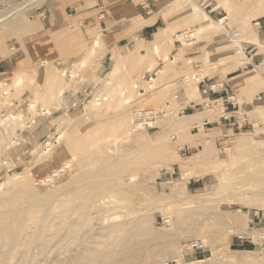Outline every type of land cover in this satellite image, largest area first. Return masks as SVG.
I'll return each instance as SVG.
<instances>
[{
  "label": "rangeland",
  "instance_id": "1",
  "mask_svg": "<svg viewBox=\"0 0 264 264\" xmlns=\"http://www.w3.org/2000/svg\"><path fill=\"white\" fill-rule=\"evenodd\" d=\"M214 4L227 13L224 31L215 26L224 19L221 16L201 22V15L208 14L209 6ZM262 5L263 0H0V124L6 128L0 140V196L7 195L11 183L20 181L18 176L29 177L31 184L16 202L0 205V215L17 207L23 209L22 202L28 205L23 210L29 212L33 198L39 195L40 200L44 194L55 196L58 192L62 193L60 197L64 194V200L53 197L56 206L68 203V211L81 207L85 202L82 195L93 185L91 179L87 182L88 175L109 165H125L136 187L122 188L121 193L115 192L117 197L114 192L108 193L112 203L103 224L115 227L117 233L110 235V241L101 244L83 264H195L198 260H204L202 264H264V220L257 216L264 213V182L250 183L255 171L249 168L255 157L254 162L260 161L257 164L264 169V111L240 105L249 118L248 128L240 131L214 127L210 123L224 116L222 101L203 109V94L198 90L204 78L221 82L226 73L244 63L239 60L244 51L229 43L226 34L238 32L243 49L248 41L256 42L264 23L255 27L253 21L264 20L258 18L264 15ZM253 9L256 13H251ZM148 17L151 19L146 20ZM157 18L162 28L159 31L169 34L166 36L172 42L177 41L176 58L166 54L167 41L160 46L159 54L153 55L150 39L138 37L139 29ZM201 27L198 36L183 39L186 44L175 38ZM137 42L142 53L133 51ZM200 42L209 47L199 50L200 57L180 59ZM118 54L123 60L115 65L113 58ZM165 54L170 56L166 61ZM193 65L199 67L193 69ZM114 67L115 72L108 76ZM157 72L156 78L153 74ZM16 75L20 77L18 85L13 84ZM260 80L254 70L235 82L236 100L241 104L253 94L252 89L264 88ZM60 88L64 105L56 100ZM122 89L127 90V107L118 97ZM44 92L53 94L48 104L51 117L40 115L46 107L41 97ZM30 104L36 105L33 108ZM192 105L194 108H188ZM135 110L154 112L155 122L148 128L133 130ZM121 118L129 126L122 124ZM203 119L209 121L207 126H202ZM73 127L76 130L71 131ZM218 129L221 135L216 133ZM60 133L63 139L56 144ZM64 134L72 137L68 139ZM234 135L245 141L242 146L233 145ZM198 137L206 139L204 155ZM12 138L16 143L8 146ZM51 148V158L42 155ZM49 176L51 183L41 182ZM13 177L18 181H12ZM109 183L116 187L115 179ZM61 186L65 188L59 190ZM115 201H122L123 206ZM42 204L31 213L37 219L43 216L42 222L47 225L56 224L57 213L46 214L43 209L47 210L49 204ZM89 209L86 212L90 218L95 216L91 223L99 222L98 210ZM8 224V217L0 221V239L7 245L0 252V264H58V260L65 261L80 250L77 241L67 236L68 241L58 246L62 245L61 249L53 248L51 243L44 255L35 249L30 253L31 260L23 262L24 248L8 247V236L1 233ZM64 229L57 239L68 231L67 226ZM193 242L202 243L205 250L185 255L186 247ZM68 262L65 264H73Z\"/></svg>",
  "mask_w": 264,
  "mask_h": 264
},
{
  "label": "bare ground",
  "instance_id": "2",
  "mask_svg": "<svg viewBox=\"0 0 264 264\" xmlns=\"http://www.w3.org/2000/svg\"><path fill=\"white\" fill-rule=\"evenodd\" d=\"M232 1V0H231ZM199 7V6H198ZM196 8V7H195ZM199 9V8H198ZM198 9H196V10H198ZM195 10V9H194ZM195 10V11H196ZM200 10V9H199ZM199 12V11H198ZM197 13V12H196ZM201 13V12H200ZM199 13V14H200ZM201 16H204V20H202L201 19V22L202 21H210V18H209V16L206 14V13H203V15H201ZM197 17V16H196ZM201 18H203V17H201ZM225 19L226 18H224V19H220V20H218L217 22H215V26H217L218 28H220L222 31H224L223 30V27H222V25L225 23ZM198 20V19H197ZM196 20V21H197ZM10 22V21H9ZM213 22V21H212ZM209 25H211V23L209 24ZM208 25V26H209ZM213 26V25H212ZM214 26V27H215ZM214 27H213V29H214ZM7 28V27H6ZM202 28L203 27H201V28H199V29H196V30H194V31H192V32H184V33H182V34H180V35H176L175 36V38L176 39H179L180 41H182V43H183V39L184 38H186V37H188L187 39H189V38H193V37H196V36H198L199 34H200V31L202 30ZM206 28V27H205ZM201 29V30H200ZM213 29H212V32H213ZM219 29V30H220ZM217 30V29H216ZM215 30V31H216ZM2 31V30H1ZM206 31V30H205ZM210 31V30H209ZM209 31H207V32H209ZM234 32V31H233ZM2 33V32H1ZM4 33V32H3ZM203 33V32H202ZM206 33V32H205ZM232 33V32H231ZM166 34L167 33H165L164 31H159V32H157L155 35H154V38H153V40L150 42V44H151V46H152V53H153V55H158L159 54V51H160V46L162 45V44H164L166 41L170 44V45H172V40H171V38H170V36L169 37H167L166 36ZM239 34V33H238ZM241 34V33H240ZM1 35V34H0ZM167 35H169V34H167ZM202 35H204V33L202 34ZM206 35V34H205ZM227 35H229L230 36V33L229 34H227ZM0 38H1V36H0ZM2 40H3V38H2ZM240 41H242L241 39H240ZM256 42H258V41H256ZM255 42V43H256ZM259 43V42H258ZM183 44H186V43H183ZM257 44V43H256ZM234 45H235V48L236 47H238V50L240 51H242L243 52V48H242V46L240 45V42H239V38H238V41L236 40L235 42H234ZM169 48V47H168ZM91 50V49H90ZM94 51V49L92 50V51H90V52H93ZM133 51H134V53H142L141 52V50H140V47H139V44H138V42L135 44V46H134V48H133ZM166 55V54H165ZM169 55H166V57H164V60L166 61V60H168L169 59ZM172 57V56H171ZM176 58V57H175ZM175 58H173L174 59V61H175ZM180 58H181V56H180ZM114 62H115V65H118L122 60H123V55H121V54H118L117 56H115L114 58ZM179 59V58H178ZM163 60V59H162ZM177 61V60H176ZM82 63V62H81ZM80 63V64H81ZM81 66V65H80ZM152 68V67H151ZM81 69V68H80ZM115 67L113 68V71H110L109 73H108V76H110V75H113V73L115 72ZM149 70V69H148ZM162 71V69H159L158 70V72L160 73ZM76 72V71H75ZM148 72H151L150 70L148 71ZM158 72L157 73H154L153 74V76H156L157 74H158ZM72 73H73V71H72ZM74 74H76V73H74ZM17 77H15V79H13V84L14 85H18L19 83H20V77L18 76V75H16ZM76 76V75H75ZM156 78H157V76H156ZM156 78H152V80L151 81H153V80H156ZM194 79H196V80H198L199 78H196V77H194ZM22 81V80H21ZM185 81L186 82H188V78H185ZM156 84V83H155ZM11 85V84H10ZM49 85V84H48ZM133 85V84H132ZM147 85H149V84H147ZM150 85H151V83H150ZM149 85V86H150ZM158 85V84H157ZM189 85V84H188ZM155 86V85H154ZM46 87V86H45ZM151 88L153 87V85H151L150 86ZM133 88V87H132ZM134 88L136 89L137 88V86L136 85H134ZM154 88V87H153ZM138 89V88H137ZM49 90V89H48ZM127 90H124V89H122L120 92H119V94H118V97L120 98V99H122L121 101H122V104H124V106H128V102H129V100L127 101L126 100V98H127V92H126ZM130 92V91H129ZM146 92H148V91H146ZM56 93H57V95H56V100H57V103L58 104H63V94H64V92H63V90L60 88V89H58L57 91H56ZM43 99H44V102L45 103H43V104H45V106L46 107H44L43 109H42V111L40 112V115L41 116H44V117H51L52 116V111H51V109H50V107H49V103L53 100V94L52 93H50V92H44L43 94H42V96H41ZM113 97V96H112ZM139 97V96H138ZM118 98V99H119ZM42 99V100H43ZM128 99H129V97H128ZM131 99H132V97H131ZM134 99V98H133ZM41 100V101H42ZM95 101H96V99H95ZM111 101H112V99H111ZM131 101V100H130ZM7 103L9 102V101H6ZM5 102V104H7ZM34 102V101H33ZM33 102H30L31 104L33 103ZM113 102V101H112ZM4 103V102H3ZM36 103V102H35ZM30 104V106L32 107L33 105H31ZM42 104V105H43ZM107 104V103H106ZM36 105V104H35ZM34 105V106H35ZM64 105V104H63ZM7 106H8V104H7ZM34 106H33V108H34ZM29 107V106H28ZM30 107V108H31ZM52 107H55V106H52ZM57 108V107H56ZM29 111V110H28ZM32 111H34V109H32ZM147 111H149V110H147ZM34 113V112H33ZM121 114V113H120ZM134 114V113H133ZM225 114V113H224ZM30 115V114H29ZM155 115V118H156V115L157 114H154ZM134 117V116H133ZM154 118V119H155ZM18 120H20V121H22V119L20 118V116H18ZM132 120V119H131ZM122 124L123 123H125V124H127L126 123V120H124V118H121L120 120H119ZM133 122H134V120H133ZM1 123V122H0ZM131 123H132V121H131ZM154 123V122H153ZM153 123H151V124H153ZM3 124V123H2ZM2 124H0V140H1V138H2V132L6 129L5 128V126H3ZM125 126V129L127 130V132H129V130L127 129V126H129V124H127V126L126 125H124ZM123 126V127H124ZM72 127V126H71ZM70 127V128H71ZM133 127V130H134V127H135V129H140L141 130V128H142V125L141 124H137L136 125V123H135V126H132ZM69 128V129H70ZM116 128H120V126H116ZM76 130V127H73L72 129H71V131L72 130ZM125 129H123V130H125ZM67 130V129H66ZM71 131L69 132V133H71ZM132 131V130H131ZM5 132V131H4ZM130 134H131V132H129ZM216 133L217 134H222V132H220V130L218 129V130H216ZM225 134H228V132L227 131H225ZM224 134V135H225ZM65 135V134H64ZM65 136H68V135H65ZM72 137V134L70 135V136H68V139H70ZM234 140H233V145L234 146H236V147H240V146H242V144H243V142H245V141H243V139L242 138H237V135H234ZM62 139H63V134H61L60 133V135H58V138H57V141H56V144H60L61 143V141H62ZM68 139H67V137H66V142H68ZM205 142H206V139H204V138H202V137H198L197 138V143L202 147V155H204L205 154V152H204V150H205ZM16 143V139L15 138H12L10 141H9V144H8V146L9 145H13L14 146V144ZM70 145V144H69ZM68 145V146H69ZM12 147V146H11ZM48 147H51V145L49 144V146ZM7 148V147H6ZM59 148H61V147H59ZM54 151V148H51V149H49V150H47L45 153H43L42 155H45V154H49L48 156H45V157H47V158H51L52 156H53V152ZM251 158H253V157H251ZM45 159V158H44ZM254 159H255V157L251 160L252 161V163H251V165H249V168H251L252 170H254L255 172V177L253 178V180L251 179V182L250 183H253V184H258V183H261V181H263L264 182V169H262V165L261 166H259L257 163L259 162V164H260V161H257L256 160V162L257 163H255L254 162ZM174 160H175V158H174ZM3 162H4V160H2ZM6 161V160H5ZM176 161V160H175ZM174 161V162H175ZM5 163V162H4ZM195 164H198L199 165V163L196 161V162H194ZM262 163V162H261ZM171 164V163H170ZM263 164V163H262ZM4 165V164H3ZM133 165V164H132ZM193 166H195L194 164H192ZM187 167H188V165H187ZM63 168H65V167H63ZM102 168V167H101ZM100 168V169H101ZM182 168V167H181ZM183 169V168H182ZM63 170V169H62ZM183 171V170H182ZM57 172V171H56ZM250 172V171H249ZM27 173V172H26ZM25 173V174H26ZM55 173V172H54ZM58 173V172H57ZM29 174V173H28ZM52 174V173H51ZM51 174H49V175H51ZM188 174V173H187ZM92 175V176H91ZM91 175H88V176H90V178L87 176V178H88V180H87V182H89V181H91V183L93 182V185L91 186V187H88L89 188V191H86L87 193H85V194H83L82 196H83V198H84V200H85V202H82V204H83V206H79V205H77L76 207H74V208H72L70 211H68L66 208H68V203H67V205L66 204H61L58 200V202L60 203L59 204V207H58V205L56 206L55 204H53V197L54 198H56V196H57V198L58 197H60V196H58L59 194L61 195L62 193H59L58 192V194H56L55 196L54 195H52L51 193V195H49V196H47V195H43V196H40V198L42 199H40L39 200V195H38V193H37V191L35 192V193H37V195H38V198L36 197V199L35 198H33L35 201L32 203L31 201H30V203H32V207H30V208H34V209H37V204H42V203H46V204H49L50 203V200L52 199V201H51V203L49 204V205H47V210H44L43 209V212H46V214L47 213H49V214H51V213H53L54 215H55V213H57L56 214V216H57V222H56V224L54 223L53 225H47V224H45V223H43L42 221H43V216L42 217H40V219H37L36 218V216L34 215L35 213H31V211H33L32 209H30L31 211H29V212H27L28 211V209H26V210H23L24 209V207L25 206H28V205H26L25 203H23L22 201V204H24V205H21L22 207H23V209H20V208H18L17 207V209H15L14 211H12L11 213L9 212H7V213H3V214H1L0 215V221H3V219L5 220V218L6 217H8V221H9V224H8V229H4V230H1V233L2 234H4V235H6V236H8V247L9 246H14V247H22V248H24V251H23V255H21L22 256V258L24 259H22L23 260V262H27V261H30L31 260V257H30V253H32L31 251L32 250H38L39 251V254L41 255H44V253L47 251V249L48 248H51L52 246H53V248H56V247H58L60 244H62V243H60V242H62V241H64L65 239H66V237L68 238V240L70 239V240H74V241H77V243H76V247H79L80 248V250L78 251H74V253H72V255H71V257L69 258V259H66L67 260V262L68 263H73V264H83V263H86V261H89L92 257H93V255L92 254H94V251L98 248V247H101L100 245L101 244H104L106 241H110V235H113L117 230L115 229V227H111L110 225L107 227H104L103 226V224H105V221H106V219H105V214H107V212L110 210L109 209V207L111 206V204L110 203H112V200H110L109 199V196H110V194H109V196H108V193L109 192H114L113 194H114V196H116L115 195V192H120L121 193V191H122V188H124V187H136V184L134 183V177L132 176V175H130L129 174V172H128V169H126L125 168V165L122 167V168H117V167H113V166H111V165H109L107 168H105V169H103L102 171L101 170H99V173L98 172H96V174L95 175H93V174H91ZM52 177H53V175H52ZM18 178H20V181H18ZM18 178H14L13 177V179L11 178V180L13 181L14 180V182H15V180L16 181H18L16 184H13L12 185V183H11V180H10V183H11V186L9 185V187H8V189H7V192H6V196H4V197H1L0 196V205H2V206H10L11 204H13L14 202H16V199L18 198V196H19V194H21V192H24L25 190H27L28 188H30V178L29 177H27V176H22V177H19L18 176ZM86 178V179H87ZM91 179V180H90ZM111 179H115L116 180V187L115 186H113V188H112V185H110V183H109V181L111 180ZM32 180V179H31ZM50 176L49 177H45L41 182L42 183H47V182H50L51 183V181H52V179L50 180ZM54 180V179H53ZM86 181V180H85ZM113 181V180H112ZM78 182V181H77ZM76 182V183H77ZM32 183V182H31ZM75 183V184H76ZM82 184H83V182H81ZM90 183V182H89ZM82 184H80V185H82ZM86 184V183H85ZM34 185H35V183H34ZM62 185V184H61ZM64 185H67V184H64ZM77 185H79V184H77ZM77 185H75V186H77ZM258 185H260V184H258ZM59 186V185H58ZM58 186L56 187V188H58ZM70 186V185H69ZM87 186V185H86ZM62 187V186H61ZM65 187H68V185L67 186H65ZM65 187H62V188H59V190L60 189H64ZM74 187V186H73ZM254 187H257L256 185L254 186ZM47 188V187H46ZM70 188V187H69ZM68 189V188H67ZM130 189V188H129ZM255 189V188H254ZM54 190H56L55 188L53 189V191ZM78 190V189H77ZM58 191V190H57ZM57 191H55L56 193H57ZM64 191H67V190H64ZM64 191H62L63 193H64ZM68 191H69V189H68ZM134 191V190H133ZM70 192V191H69ZM128 192H130V191H128ZM132 192V191H131ZM26 193V192H25ZM48 193H49V191H48ZM66 194L68 193V192H65ZM127 193V192H126ZM134 193H135V191H134ZM112 194V195H113ZM124 194H125V192H124ZM128 194V193H127ZM26 195H27V193H26ZM126 195V194H125ZM125 195H123V196H125ZM27 196H29V195H27ZM34 197L36 196V194L35 195H33ZM32 196V197H33ZM46 197L47 196V198L46 199H44L43 197ZM71 196V195H70ZM127 196V195H126ZM131 196V195H130ZM23 197V196H22ZM21 197V198H22ZM29 197H31V196H29ZM62 197H64V194H63V196ZM62 197H60V198H62ZM77 197V196H76ZM117 197V196H116ZM115 197V199H117ZM120 197V196H119ZM66 198V197H65ZM72 198V197H71ZM78 198V197H77ZM79 198H82V197H79ZM82 198V199H83ZM110 198H113V196L112 197H110ZM122 198H125V197H122ZM44 199V200H43ZM49 199V200H48ZM63 200H64V198H62ZM61 199V200H62ZM119 199V198H118ZM29 200V199H28ZM27 200V201H28ZM31 200V199H30ZM48 200V201H47ZM60 200V201H61ZM124 200V199H123ZM25 201V200H24ZM56 201V200H55ZM56 201V202H57ZM64 202V201H63ZM66 202V201H65ZM118 202V201H117ZM116 201H115V203H117ZM119 202H121V204L120 205H122V201H119ZM119 202H118V204H119ZM125 202H126V200H125ZM27 204H29L30 205V203H28V202H26ZM70 203V202H69ZM114 203V204H115ZM127 203V202H126ZM21 204V203H20ZM57 204V203H56ZM81 204V203H80ZM81 204V205H82ZM123 204H124V201H123ZM129 204V203H128ZM42 205H44V204H42ZM70 205H71V203H70ZM130 205V204H129ZM13 206H15V205H13ZM12 206V207H13ZM119 206V205H118ZM123 206V205H122ZM39 207V206H38ZM71 207V206H70ZM89 207H94L96 210H98V213L101 215V218H100V220H98L99 222H97V223H91V219L93 218H90V214H88L87 212H86V209H89ZM261 207V206H260ZM9 208V207H8ZM6 209L7 211L8 210H10V209ZM46 208V207H45ZM115 208V207H114ZM113 208V209H114ZM128 208V207H127ZM1 209H2V207H1ZM0 209V210H1ZM120 209H122V208H120ZM3 210H4V208H3ZM40 210V209H39ZM90 210V209H89ZM117 210H118V208H117ZM91 211V210H90ZM112 211V210H111ZM116 211V210H115ZM4 212H6L5 210H4ZM40 214V213H39ZM93 214V213H92ZM44 216H45V214H43ZM94 215V214H93ZM75 217L73 220H71V218L72 217ZM99 216V215H98ZM46 218L48 219L49 218V216L47 217L46 216ZM45 217H44V219H46ZM55 220H56V218H54ZM93 219H95V216H94V218ZM113 219H116V218H113ZM49 220V219H48ZM30 221V222H29ZM47 221V220H46ZM52 221V220H51ZM94 221V220H93ZM129 221V220H128ZM126 222V223H122V224H128L129 222ZM166 221V220H165ZM29 222V223H28ZM53 223V222H52ZM51 223V224H52ZM120 225V224H119ZM68 227V231L65 233V234H63V236L62 237H60V238H56V235L60 232V231H64L65 229V227ZM86 226V228L84 229V227ZM67 230V229H66ZM64 233V232H63ZM73 235H72V234ZM117 233V232H116ZM61 236V235H60ZM243 236H247L246 238H250L251 239V236L250 235H247V234H242V237ZM264 236V235H263ZM55 238L57 239V240H55ZM75 238V239H74ZM260 237H258V239H259ZM67 240V239H66ZM67 240V241H68ZM51 243H54L51 247H48ZM256 243H258L257 242V240H256ZM7 245H6V243H5V240L3 239V238H1L0 239V252H2V251H4V249H5V247H6ZM63 246L61 245L60 247H58V248H62ZM78 248V249H79ZM76 250V249H75ZM96 252V251H95ZM22 253V252H21ZM62 258V257H61ZM64 259H65V257H64ZM57 260H58V258H57ZM65 260V261H66ZM171 260H173V261H176V262H183L181 259L179 260V259H171ZM20 261H21V259H20ZM65 261L64 260H58L57 261V263L58 264H65ZM205 261L204 260H198V261H194V263L195 264H202V263H204ZM193 263V262H192ZM183 264H184V262H183ZM190 264V263H189Z\"/></svg>",
  "mask_w": 264,
  "mask_h": 264
},
{
  "label": "crops",
  "instance_id": "3",
  "mask_svg": "<svg viewBox=\"0 0 264 264\" xmlns=\"http://www.w3.org/2000/svg\"><path fill=\"white\" fill-rule=\"evenodd\" d=\"M234 2L236 0H233ZM209 10H208V16L210 18H218L219 16H221L222 18H226V11L225 9L221 8L220 6L214 4L213 6H209ZM251 9L253 8L252 6H250ZM262 11L264 10V0H263V5H262ZM254 10V9H253ZM251 13H256L255 10L252 11ZM250 14V13H249ZM258 18H264V15H260L258 16ZM151 17H148L146 20H150ZM160 19H154L153 22L144 25L142 28L139 29L138 31V37L140 39H150L148 42L152 41L153 36L160 30L162 29L160 26ZM160 27V28H159ZM169 28V27H168ZM172 29V28H169ZM175 28H173L174 30ZM174 32H176L174 30ZM151 37V38H149ZM256 40L259 42L250 40L248 41V43L244 46V57L242 59H239L240 61H243L244 63L242 64H237L234 69L232 71H229L228 73L225 74V76H223V79L221 82H216V80H209L204 78L203 79V84L202 85H198V90L199 92H201L202 95V90H206V93L202 95V99H204L202 102V105L206 102H210L212 103H217L219 101H222V107L224 110V116H228L231 115L234 111H236L237 109L241 110V106L243 105L244 108L246 109H254V107H257V109H261L262 111H264V88L258 89V90H254L253 94L248 96V98L246 99H242L241 104L236 100L237 96L235 94L236 89L233 88L235 82L239 81L241 82V80L244 78L245 75H247L250 72H254V70H257L260 76V81L264 83V29L260 32H258L256 34ZM205 42H200L197 45L194 44L191 48H188L186 50L185 53H183L181 55L180 59H193V58H197L200 57L201 51H199L201 48L202 49H207L209 47L205 46V44H203ZM177 41H174L172 43V45L168 44L167 45V49H166V54H170V56H177L178 55V45ZM169 47V48H168ZM207 47V48H206ZM215 48V47H213ZM180 49V48H179ZM209 52V49L207 50ZM199 67L198 66H192V68H196ZM211 84H219V87L214 88V92H212V90H208V87ZM233 85V86H232ZM229 99H226V98ZM197 105V104H195ZM195 105L189 106L188 108H194ZM204 109V108H203ZM191 115H195V114H191ZM201 115V114H200ZM200 115L197 114V118H200ZM224 116H219L218 118L215 119V121L211 122L210 124L212 126H219V127H227V122L223 119ZM205 121H208L207 119H203V123ZM233 123V120H230ZM250 125L246 124L245 128H248ZM230 127V126H228ZM231 130H236L237 128L235 126L230 127ZM229 129V130H230ZM229 130H225V131H229ZM261 216L263 217L264 220V213H257V216ZM256 216V217H257ZM255 217V218H256Z\"/></svg>",
  "mask_w": 264,
  "mask_h": 264
},
{
  "label": "built area",
  "instance_id": "4",
  "mask_svg": "<svg viewBox=\"0 0 264 264\" xmlns=\"http://www.w3.org/2000/svg\"><path fill=\"white\" fill-rule=\"evenodd\" d=\"M261 23H264V20L260 21L259 19L256 21H253V26L255 27H260ZM226 37L228 38L229 43H231L232 45H234V42L237 40V38L239 37L238 32H232L230 33V36L226 34ZM235 47V45H234ZM152 78L149 79V81H151ZM149 83V82H147ZM202 82H199L198 84L200 85ZM219 87V84H211L208 87V90H212V92H214V88ZM206 90H202V94H205ZM226 99H229L228 97ZM12 104H10L11 106ZM212 107V104L210 102H206L203 104V108H208L210 109ZM183 113V110L181 111ZM155 113L152 111H143V110H135L134 114H133V118L134 121L137 124H141L142 128H148L151 123L155 122L154 118H155ZM223 119L227 122V125L230 127L235 126L238 130H242L246 124H249V118L247 117L245 112H241L240 109H237L236 111H234L231 115H226L223 117ZM233 120V123L230 121ZM209 124V121H205L204 123H202V126H207ZM204 246L202 243L200 242H193L188 244V246L186 247L185 251V255H187V253H197V252H202L204 251Z\"/></svg>",
  "mask_w": 264,
  "mask_h": 264
}]
</instances>
